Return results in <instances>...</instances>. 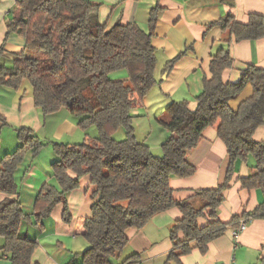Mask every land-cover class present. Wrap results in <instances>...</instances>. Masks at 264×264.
Here are the masks:
<instances>
[{
	"label": "trees",
	"instance_id": "trees-1",
	"mask_svg": "<svg viewBox=\"0 0 264 264\" xmlns=\"http://www.w3.org/2000/svg\"><path fill=\"white\" fill-rule=\"evenodd\" d=\"M97 11L90 0H17L6 21V36L23 37L25 47L10 67L0 66V86L17 89L27 79L42 117L66 111L81 116L78 128L95 126L99 133L82 144L52 143L57 157L51 165L56 186L44 184L38 191L34 224L49 217L57 204L63 205V221L70 222L67 194L85 176L96 187L91 216L79 220L87 248L80 253L79 263L68 264H115L128 243L127 231L141 229L155 214L171 208H177L181 217L169 231L172 250L164 264H180L179 258L193 250L205 254L209 243L228 229H237L242 220H264V140L253 139L257 128L264 126V69L249 65L236 83L222 80L223 72L233 64L232 38L237 42L262 38V17L251 15L242 24L227 14L209 24L226 34L223 47L211 56L210 76L203 79L202 91L195 97L196 108L190 110L186 100L172 101L165 109L167 119L158 118L159 125L170 132L158 157L136 140L130 112L144 104L158 82L151 39L160 7L150 10L147 31L137 24L108 28L96 21ZM180 56L164 64L162 75ZM119 70L128 73L126 81L109 78ZM248 86L250 96L233 108L231 102ZM215 124L229 160L224 182L215 189L195 191L189 200L175 201L170 178L195 173L187 153L197 147L205 129ZM119 129L125 136L114 140L112 135ZM18 136L19 147L0 158V192L15 196L0 204V236L4 238L0 259L31 264L36 242L19 236L22 221L31 218L22 212L15 174L26 155L36 157L44 144L27 129H20ZM249 156L254 164L251 173L239 179L240 187L258 191L261 201L251 212L223 223L217 209L236 163L246 164ZM200 219L206 224L200 226ZM262 251L259 264H264V246ZM136 260L133 255L121 264Z\"/></svg>",
	"mask_w": 264,
	"mask_h": 264
},
{
	"label": "crops",
	"instance_id": "crops-1",
	"mask_svg": "<svg viewBox=\"0 0 264 264\" xmlns=\"http://www.w3.org/2000/svg\"><path fill=\"white\" fill-rule=\"evenodd\" d=\"M16 2L17 0H0V66L10 67L16 55L24 51L23 37L6 36V21ZM90 2L98 7L96 21L99 24H106L108 28L116 24H137L144 31H147L150 10L157 5L160 7L151 44L159 60L155 78L158 81V93L163 99L162 107H167L172 101L186 100L190 110L196 108L195 97L202 91L203 79L210 76L211 56L223 47L222 41L226 36L220 27L209 24L227 14L232 15L237 22L246 24L251 15H257L262 17L264 27V0ZM229 51L233 64L223 72V82L236 83L240 73L249 65L264 69V36L254 41L237 42L232 38ZM178 55L181 56L173 68L162 75L164 64ZM247 90L246 87L241 93ZM149 94L150 91L146 98ZM248 95L249 93L246 96L249 97ZM237 98L234 106L241 102L237 101ZM154 124H159L158 118ZM20 129L31 131L44 142L43 144L52 141L74 144L63 142V137L75 132L77 124L73 116L66 111L42 117L34 105L33 89L29 81L23 79L17 89L0 86V158L19 147ZM216 129L217 124L205 129L197 147L187 153V162L195 168V173L187 178H170L169 185L175 201L189 200L195 191L215 189L224 182L229 160L225 146L217 137ZM253 139L264 140V126L257 128ZM87 140L86 136L84 141ZM56 160L52 148L46 144L36 157L32 158L28 153L15 174L22 212L31 218L29 222L22 221L19 236L36 242L31 264L79 263L80 253L87 248L80 230H77L78 221L91 216L90 206L96 191L87 176L80 178L78 188L67 194L70 222L63 221V205L57 204L49 217L42 218L39 224H34V203L38 191L44 184L56 186L51 169ZM248 175L245 164L236 163L229 188L224 192V200L217 209V217L221 222L227 223L234 216L251 212L260 203L258 191L240 187L239 179ZM6 198L14 199L15 196L0 192V204ZM180 217L179 210L171 208L155 214L141 229L127 231L128 243L115 264H121L133 255H136L137 260L131 264H164L172 250L169 231ZM198 222L200 226L206 224L202 219ZM3 245L4 238L0 236V248ZM263 246L264 220L248 219L243 231L228 229L222 236L209 243L205 254L193 250L188 255L181 256L179 261L180 264H259ZM0 264L11 263L2 258Z\"/></svg>",
	"mask_w": 264,
	"mask_h": 264
},
{
	"label": "rangeland",
	"instance_id": "rangeland-1",
	"mask_svg": "<svg viewBox=\"0 0 264 264\" xmlns=\"http://www.w3.org/2000/svg\"><path fill=\"white\" fill-rule=\"evenodd\" d=\"M158 65H159V60H158V57L156 56L155 73L158 68ZM155 73H154V76H155ZM127 76H128V73L126 72V70H119V71H115L109 74V78L114 81H119V80L126 81ZM157 87L158 86L155 85L150 90V94L147 96V98L146 97L144 98V101H143L144 104L137 109L131 110L130 114L132 116V127H133V132H134V136L136 140L148 146L151 153L159 157L162 155L160 145L168 138L170 132L167 129L163 128L162 126H159V124L157 125L154 124V121L156 122V118H159L161 120L167 119V116L164 115L166 107H162L163 99H161L162 96L158 93ZM247 89L248 90L246 92H243L239 95V97L237 98V101H242L246 99L247 98L246 95L248 93H249L248 96H250L251 88L247 87ZM234 101L231 102V106L233 108L236 107L234 106ZM235 104H237V102H235ZM54 117H57V116H54ZM147 118H150L151 120H147ZM73 119H75L76 124H77L78 120L81 119V116H75V117L73 116ZM98 134L99 133L95 126H89L85 130H82L77 127V130L75 132H70L69 134H66V136L64 135L63 142L82 144L86 136L87 138H96L98 137ZM124 136H125L124 130L119 129L114 132V134L112 135V138L114 140L120 141L124 138ZM64 140H67V141H64ZM52 143L53 141L51 143H46V144L52 148ZM253 164H254V160L252 156H249L248 161L245 164L248 170V174L251 173L250 167ZM80 229H81V222L78 221L77 230H80Z\"/></svg>",
	"mask_w": 264,
	"mask_h": 264
},
{
	"label": "built area",
	"instance_id": "built-area-1",
	"mask_svg": "<svg viewBox=\"0 0 264 264\" xmlns=\"http://www.w3.org/2000/svg\"><path fill=\"white\" fill-rule=\"evenodd\" d=\"M247 225V220H242L239 223V226L237 229H234L235 232L243 231Z\"/></svg>",
	"mask_w": 264,
	"mask_h": 264
}]
</instances>
